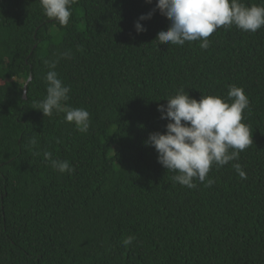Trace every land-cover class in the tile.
<instances>
[{
  "label": "trees",
  "instance_id": "16d2710c",
  "mask_svg": "<svg viewBox=\"0 0 264 264\" xmlns=\"http://www.w3.org/2000/svg\"><path fill=\"white\" fill-rule=\"evenodd\" d=\"M156 2L77 0L62 27L40 0H0V264H264V27H220L207 49L159 45L158 10L135 29ZM57 59L62 105L90 113L87 132L36 109ZM230 85L250 101L253 143L213 164L212 186H182L144 143L166 131L158 106L181 88L226 99Z\"/></svg>",
  "mask_w": 264,
  "mask_h": 264
},
{
  "label": "clouds",
  "instance_id": "9594fccd",
  "mask_svg": "<svg viewBox=\"0 0 264 264\" xmlns=\"http://www.w3.org/2000/svg\"><path fill=\"white\" fill-rule=\"evenodd\" d=\"M77 0H40L44 14L54 18L60 26L69 24L72 5ZM152 3L153 0H146ZM166 17L169 27L158 32L155 41L167 45L183 46L185 42L201 41L199 47L207 49L210 37L218 28L235 25L237 28L255 33L264 27V0L261 4L246 6L240 0H157L155 8L142 14L135 22L137 33L146 31L140 21L150 20L156 11ZM62 57L70 53H62ZM50 70L45 76L46 97L38 104L46 116L53 111L64 112L65 120L74 123L81 132L90 127V113L84 108L64 107L69 99L70 88L65 86L54 70L59 60L46 62ZM158 111L161 119L167 120L165 132H152L145 140V146L155 148L158 162L168 171L176 173L173 179L182 186L197 187L194 181H207L212 186L215 180L208 174L213 164L227 165L238 160L240 152L252 143V133L243 122V113L249 107V99L243 88L230 85L227 98L202 94L200 99L190 97L184 89L164 99ZM230 101V102H229ZM35 144V139L31 140ZM231 149L232 151H229ZM43 157L59 172L74 169L66 160L53 159L52 153L44 151ZM241 179H247L239 163L233 165ZM133 237L124 240L127 246Z\"/></svg>",
  "mask_w": 264,
  "mask_h": 264
},
{
  "label": "water",
  "instance_id": "95a60500",
  "mask_svg": "<svg viewBox=\"0 0 264 264\" xmlns=\"http://www.w3.org/2000/svg\"><path fill=\"white\" fill-rule=\"evenodd\" d=\"M26 92V91H25Z\"/></svg>",
  "mask_w": 264,
  "mask_h": 264
}]
</instances>
